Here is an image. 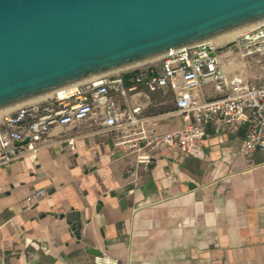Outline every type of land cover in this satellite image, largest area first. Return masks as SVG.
<instances>
[{
	"label": "crops",
	"instance_id": "obj_1",
	"mask_svg": "<svg viewBox=\"0 0 264 264\" xmlns=\"http://www.w3.org/2000/svg\"><path fill=\"white\" fill-rule=\"evenodd\" d=\"M223 61L264 83L236 51ZM137 104L147 130L186 122L171 90L141 86L120 99ZM246 131L243 122L222 133L208 125L196 157L166 146L140 153L132 144L145 141L117 144L95 118L55 125L47 145L0 166V264H106L95 260L102 255L117 264H264V151L240 152ZM39 189L47 195L31 203Z\"/></svg>",
	"mask_w": 264,
	"mask_h": 264
},
{
	"label": "water",
	"instance_id": "obj_2",
	"mask_svg": "<svg viewBox=\"0 0 264 264\" xmlns=\"http://www.w3.org/2000/svg\"><path fill=\"white\" fill-rule=\"evenodd\" d=\"M262 23L264 0H0V114Z\"/></svg>",
	"mask_w": 264,
	"mask_h": 264
},
{
	"label": "built area",
	"instance_id": "obj_3",
	"mask_svg": "<svg viewBox=\"0 0 264 264\" xmlns=\"http://www.w3.org/2000/svg\"><path fill=\"white\" fill-rule=\"evenodd\" d=\"M227 51H236L244 65L264 71V23L227 43L208 41L150 60L144 69L116 71L86 81L81 91L64 96L55 92L43 101L17 108L0 121V166L47 145L55 125L78 124L91 118L98 121L102 130L111 131L117 144L131 141L123 140L130 135L145 141L132 144L140 153L147 146H166L200 157L208 125L222 133L240 122L247 125L240 152L249 155L264 151V83L252 81L243 73L227 71L223 61ZM152 65L155 69L149 71ZM207 85L213 87L215 95L207 91ZM141 86L149 91L171 90L185 124L170 131L143 128V106L120 105L121 98L138 92ZM27 138V142L21 143ZM66 140L75 149V137ZM140 157L150 159L144 154ZM46 195V189H39L28 200L33 203ZM6 257L7 254H0V262H5ZM95 260L117 264L106 255L96 256Z\"/></svg>",
	"mask_w": 264,
	"mask_h": 264
},
{
	"label": "bare ground",
	"instance_id": "obj_4",
	"mask_svg": "<svg viewBox=\"0 0 264 264\" xmlns=\"http://www.w3.org/2000/svg\"><path fill=\"white\" fill-rule=\"evenodd\" d=\"M236 36H233V37H227V38H222V39H216V40H213L214 42L216 43H225V42H228V41H231L232 39H234ZM146 63V62H144ZM144 63H140V64H137V65H134V66H131V67H128V68H125V69H129V68H132V67H135V66H138V65H141V64H144ZM124 70V69H122ZM75 90V85L74 86H71V87H68V88H65V89H61L59 90L58 92L56 93H60L61 95H65L66 93L68 92H71V91H74ZM47 99V98H46ZM45 100V99H43ZM43 100H40V101H43ZM39 102V101H37ZM17 109V108H16ZM14 109V110H16ZM14 110H11V111H8V112H5V113H2L0 114V121L6 117L7 115H9L11 112H13Z\"/></svg>",
	"mask_w": 264,
	"mask_h": 264
},
{
	"label": "rangeland",
	"instance_id": "obj_5",
	"mask_svg": "<svg viewBox=\"0 0 264 264\" xmlns=\"http://www.w3.org/2000/svg\"><path fill=\"white\" fill-rule=\"evenodd\" d=\"M156 61H158V60H156ZM147 63H144V64H141V65H138V66H135V67H132L130 70H140V69H144L147 65H146ZM120 72L121 71H123V72H125L126 70H119ZM129 71V70H128ZM123 72H121V73H123Z\"/></svg>",
	"mask_w": 264,
	"mask_h": 264
}]
</instances>
